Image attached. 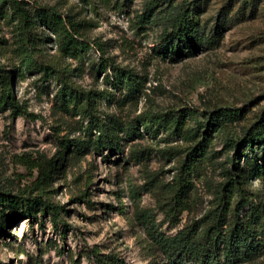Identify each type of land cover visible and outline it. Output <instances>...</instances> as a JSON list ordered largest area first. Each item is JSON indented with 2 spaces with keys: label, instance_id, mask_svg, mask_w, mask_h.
<instances>
[{
  "label": "rangeland",
  "instance_id": "rangeland-1",
  "mask_svg": "<svg viewBox=\"0 0 264 264\" xmlns=\"http://www.w3.org/2000/svg\"><path fill=\"white\" fill-rule=\"evenodd\" d=\"M26 1L32 7H55L84 24L83 32L92 47L81 63L63 58L47 39L40 46L51 61L78 68L72 77L77 86L113 90L111 100L99 103L104 118L114 116L127 122L146 109L180 107L194 108L199 116L224 107L244 110L241 121L216 133L211 158L194 180V208L184 214L181 226L202 216L224 180L225 137L239 135L264 114V0H207L199 16L201 27L209 34L225 16L223 37L217 46L207 44L195 55L178 61L164 58L158 47L161 34L175 16L174 7L184 0H174V4L161 0L152 22L140 29L138 17L153 0ZM18 32V20L0 18V66L10 63ZM103 58L145 78V93L137 101L123 102V95L105 82L104 72L98 75L95 66ZM60 87L56 79L28 75L16 85L17 98L27 113L15 117L10 107L0 109V190L38 195V171L32 169L33 162L40 156L59 157L60 167L48 195L65 207V223L58 225L47 216L40 219L43 225L38 221L32 227L12 214L13 225L0 234V264H90L86 254L93 248L117 253L129 264H144L145 233L136 219L137 209L155 211L164 231L176 229L158 213L151 194L141 191L134 200L131 188L144 184L150 172L160 174L165 182L172 181L176 158L165 148L182 147L185 142L178 136L152 139L146 135L126 142L125 151L109 160L91 150L83 130L86 120L60 108ZM139 149L148 150L141 162L130 158V152ZM251 185L264 192L262 181ZM85 190L86 199H78Z\"/></svg>",
  "mask_w": 264,
  "mask_h": 264
},
{
  "label": "trees",
  "instance_id": "trees-1",
  "mask_svg": "<svg viewBox=\"0 0 264 264\" xmlns=\"http://www.w3.org/2000/svg\"><path fill=\"white\" fill-rule=\"evenodd\" d=\"M160 1L148 3L138 17V29L152 22L156 14L154 9ZM168 2L174 4L175 1ZM206 2L184 0L174 7L177 10L175 16L159 41L158 51L164 58L178 61L195 55L207 44L217 46L220 43L225 16L208 34L199 22L202 5ZM9 17L18 20L19 32L11 50L10 63L0 66V109L10 107L15 117L27 113L17 98L18 80L28 75L52 78L61 84L57 93L60 108L86 120L83 130L91 150L109 160L113 154L125 151L126 142L146 135L152 139L161 135L178 136L185 142L182 147L165 148L166 153L176 158L172 181L165 182L160 174L150 172L145 176L144 184L131 188L134 200L141 191L151 194L158 213L172 229H176L174 232L164 231V224L155 211L137 209L136 219L145 233L143 247L147 260L144 264H264V192L251 185L256 180L264 184V114L239 135L225 137L227 166L224 180L217 186L212 204L205 213L181 226L184 214L194 208V180L202 174L211 158L210 148L216 133H223L229 125L241 121L244 110L224 107L199 116L194 108L180 107L146 109L127 122L114 116L104 118L99 103L100 100H111L115 95L113 90L77 86L72 77L78 68L59 60L51 61L40 46V42L47 39L54 43L63 58L81 63L92 47L83 32L84 24L70 15L65 16L55 7H32L26 0H0V18ZM42 29L45 32L40 33ZM95 69L98 75L104 72L105 82L123 95V102L137 101L145 93V78L129 67L103 58ZM192 121L194 125H191ZM65 145L69 147L68 143ZM75 147L78 151L79 147ZM147 151L132 150L130 158L141 162ZM58 159L40 156L33 162L32 169L38 171L35 180L38 195L0 190L1 235L13 225L12 214L24 218L32 227L38 221L43 225L41 217L47 216L57 225L64 222L65 207L54 203L48 195L53 175L60 167ZM86 195L87 190L78 199H86ZM86 256L90 264H129L117 253L96 248L89 250Z\"/></svg>",
  "mask_w": 264,
  "mask_h": 264
},
{
  "label": "water",
  "instance_id": "water-1",
  "mask_svg": "<svg viewBox=\"0 0 264 264\" xmlns=\"http://www.w3.org/2000/svg\"><path fill=\"white\" fill-rule=\"evenodd\" d=\"M22 220H24V218H22Z\"/></svg>",
  "mask_w": 264,
  "mask_h": 264
}]
</instances>
